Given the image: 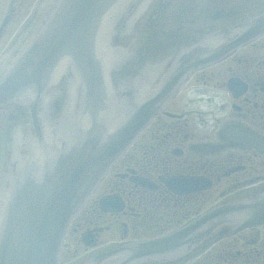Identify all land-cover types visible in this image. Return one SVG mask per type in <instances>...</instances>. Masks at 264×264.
<instances>
[{"label": "water", "instance_id": "1", "mask_svg": "<svg viewBox=\"0 0 264 264\" xmlns=\"http://www.w3.org/2000/svg\"><path fill=\"white\" fill-rule=\"evenodd\" d=\"M131 1L44 0L30 29L0 66V109L21 111L32 128L12 151L3 181L0 264H58L70 220L193 70L221 60L264 34L263 12L229 27L220 41L206 40L185 50L170 73L147 88L138 78L147 61L130 74L124 69V55L118 54L111 41L118 33L116 20L131 12ZM34 10L16 33L27 28ZM142 40L132 35L122 41V49L130 52ZM136 55L132 61L138 60ZM117 78L120 82L115 86ZM57 99L63 100L61 108ZM18 126H13L9 141ZM238 136L249 146L260 148L264 143L241 131ZM10 154L7 146L1 169ZM184 184L187 191L207 185L196 179L177 181L173 187L182 191ZM263 224L264 191L214 206L174 232L123 245L84 264L176 263L219 235Z\"/></svg>", "mask_w": 264, "mask_h": 264}, {"label": "flooded vegetation", "instance_id": "2", "mask_svg": "<svg viewBox=\"0 0 264 264\" xmlns=\"http://www.w3.org/2000/svg\"><path fill=\"white\" fill-rule=\"evenodd\" d=\"M2 2L0 0V5ZM13 2L9 13L0 17V42L3 37V41L5 40L6 32L14 20L22 15V5L16 6L19 0ZM39 2L40 0H27L29 8H36ZM163 3L169 5L163 7L162 0H149L145 44L140 49L147 54L148 64L162 68L161 73L170 68L187 48L209 39L212 32H224L264 11V0H163ZM13 33L14 31L11 34ZM137 49H130L129 54H135ZM228 59L233 61L227 62ZM233 62L236 63L234 68ZM225 76L229 77L223 82L221 79ZM220 89L224 91L223 97L228 96L232 106V114L227 115L230 119L226 120L224 128L239 127L264 137V36L234 52L226 60L195 72L181 92L173 98L168 110L157 116L139 135L127 151L129 156L115 164L106 177L113 176V183L99 197L100 186L81 217L74 221L78 223L79 230H86L91 247L101 245L102 232L116 230L119 226L126 227L123 239L128 233L142 228L148 229L146 232L149 234L155 232V235L179 227L185 219L201 212V202L211 201L212 194L214 196L219 193L218 189L213 191L214 186L223 182L225 177L228 178V174L231 176L228 181L234 188L254 181L255 178H264L263 171L256 176L247 174V171H253L250 162L256 164L255 169L259 167L253 159L256 156L252 157L250 153L257 152L262 157L264 153L259 154L256 149L244 148L242 144L228 140L223 136V130L211 126L213 118L209 122L201 114L202 103L216 102ZM181 104L184 110L182 114H177L176 110ZM218 118L220 121L223 119ZM202 121L208 124L202 125ZM149 132L156 140L149 146L146 145L143 151L144 154L152 155L156 163L143 162L136 169L128 168L125 172L124 165L132 158L130 153L142 146L143 138ZM199 137L206 139L199 141ZM204 144L219 145L221 149L203 154L196 146ZM187 177L210 179L213 183L210 198L202 199L205 192L176 193L167 185L171 179L174 183ZM227 190L221 192L225 193ZM112 196L119 199L122 206L116 205L119 209H103L100 200ZM135 212H138L137 215L140 212L139 215L147 213V217L151 216L152 223L148 218L141 227L129 226L125 221L119 223L118 219L122 215ZM91 214L96 215L98 220L96 223L93 222L95 218L89 220L94 227L88 225L81 228L82 217L86 224ZM261 229L245 242L233 241L224 246H213L212 254L205 257L207 261L211 260L207 264H237L239 260H244L245 264H264V236L262 237Z\"/></svg>", "mask_w": 264, "mask_h": 264}, {"label": "rangeland", "instance_id": "3", "mask_svg": "<svg viewBox=\"0 0 264 264\" xmlns=\"http://www.w3.org/2000/svg\"><path fill=\"white\" fill-rule=\"evenodd\" d=\"M13 1L14 0H3L2 4L0 5V17H4L9 13L10 8L14 4ZM17 5H20V7L22 5V10H21L22 15L20 17H17L14 20L13 24L9 27V29L6 32L7 35H6L4 41H3L4 37L2 38V40L0 42V45L2 44L0 46V53L5 48V46L8 44V42L11 40V38L14 36L16 31L19 29V27L22 25V23L25 21L26 17L28 16V14L32 10V8L34 7L33 6L32 8H29L27 0H19V2L16 3V6ZM13 31H14V33L11 34ZM247 49L249 50L250 48H247ZM230 61H233V60H227V62H230ZM235 66H236V63L233 62L232 67L234 68ZM226 68H230V67H226ZM255 70L257 71V68H255ZM228 77L229 76H225V78L223 77V79H221V80H223V82H225ZM218 91H219L220 95H219L218 99H216V102L210 101L207 103L208 108L212 109V110L209 111L208 108H206V110L203 108V111L201 114H202L203 118L208 119L209 122L212 121L211 126H216V127L223 126L224 127V125L226 124V120L230 119V117H227V115L232 112L231 111L232 106L230 104V100H229L228 96L223 97L224 91L222 89H220ZM214 105H217V106L214 108ZM251 105L253 106V104H251ZM182 107H183L182 104L179 105V108L176 110L177 114H179V113L182 114V112L184 110ZM234 110L235 109H233V112H235ZM4 112H5V110L0 111V169L2 167V164L4 161V156H5L6 151H7V146H8L9 137H10V131L12 130L13 126H15L17 123H20V120H21V119H18V117L21 118V116H19V114L15 113L14 108H12L10 110L7 109V113L5 115L3 114ZM218 117L223 118V119L220 121ZM210 118H213V119L210 121ZM205 124H208V123L205 121H202V125H205ZM150 135H151L150 132L147 133L143 138L142 146H140L136 150V152L130 153L132 158L128 161V163L126 165H124V171L125 170L127 171L128 168L129 169H136L137 165L139 166L143 162L147 163V162L153 161L154 163H156V159H154L152 157V155L144 154V151H143L145 149L146 145L149 146V144H151V142H155V140H156V138H153ZM205 139L206 138H204V137H199V141H203ZM157 141H158V139H157ZM146 142H147V144H146ZM250 154L252 157L256 156V157H253V159H255V161L259 167H257V169H255L256 164H254V162H250V166L253 167V171H247V174L252 173L253 176H256V175H260V173L263 171V175H264V163H263L264 157H262L261 155H257L254 152H251ZM127 156H129V152H128ZM162 157H164V155H162ZM186 157H190V156L186 155ZM232 175H238V174H232ZM112 179H113V176L109 177V181L103 182V186L100 187L99 197H100V195L105 193L108 189V186L111 183H113ZM229 179H231L230 174H228V178L225 177L223 182L220 181V183H216L213 191L218 189V192H221V191H224V190L231 188L230 182L228 181ZM255 179H254V181H250L247 184H244L243 186H241L237 190L231 189L232 191L230 193H228L222 200H219L218 202L230 201V200L240 199L243 197H250V196L254 197V195L259 193L264 188V184H263L264 178H262V179L255 178ZM248 184L250 186H248ZM262 185H263V187L260 188ZM213 191L211 192L210 189H206L205 196L202 195V199L210 198L211 193H213ZM215 198L216 197H214L212 194L211 200H217ZM206 202L208 203V200ZM201 203L204 206L205 202H201ZM207 203H206V205H207ZM137 213L138 212H135L134 214L122 215L121 218L118 219V221H119V223L127 222L129 224V226H132V227L133 226L141 227V224L144 223V221L147 218L151 221V216L147 217V213L145 215H139L141 212L138 215H137ZM88 217H89L87 219L88 221L89 220L91 221L94 218H95L93 221L94 223H96L98 221L96 219V215H94V214H91ZM82 219H83V217H82ZM82 219L80 222V224H82L81 228L86 227L88 225L94 227L93 224H90V221L87 222L86 224H84L83 222H85V220H82ZM151 223H152V221H151ZM77 225H78V223L74 222L69 228V233H68V237H67L64 256L60 257L59 264H69L72 262L75 263V262H80V261H86L88 256L98 252L97 249L100 245L96 246V247L88 248L84 244L82 237H83V234L86 232V230L82 231L83 228L82 229L80 228L81 230H79V226H77ZM119 225H125V224H119ZM125 228L126 227H123V226L120 227L119 226L116 228V230L111 229L109 231L105 230V232H102L100 238H101V242H102L101 244L103 245V246H101V248H103V251L113 249V247L120 245L122 243L123 244L131 243V242L136 241L137 239H140V238H147L150 236V234L154 235V233H155V232H153V233L149 234L148 232H146L148 229L142 228V229H139V231H137V232L128 233L127 237H125L123 239L122 236H124ZM261 230H262V237H263L264 236V229H261ZM156 232H158V231H156ZM256 233H257V230H255V231H248L247 230V231H244L242 234H239L238 236L237 235L228 236V238L224 237L225 239L220 240L221 241L220 243H216L218 245L215 244V247L224 246V245H226L230 242H233V241L245 242L247 239L249 240L253 235H256ZM86 248H88V249H86ZM211 248H212V245H209L207 248L199 251L198 253H196L192 257L186 259V261L184 263H180V264H195V263H197L198 261L203 259L205 254H208L211 251ZM243 262H245V261L244 260L238 261L239 264H245ZM201 263L207 264V262H204V263L201 262ZM255 264H258V263L255 262Z\"/></svg>", "mask_w": 264, "mask_h": 264}]
</instances>
